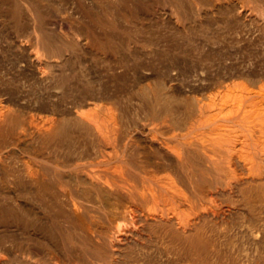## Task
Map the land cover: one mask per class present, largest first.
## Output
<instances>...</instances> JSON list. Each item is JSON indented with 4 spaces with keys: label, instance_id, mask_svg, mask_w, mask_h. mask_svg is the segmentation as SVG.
<instances>
[{
    "label": "rangeland",
    "instance_id": "obj_1",
    "mask_svg": "<svg viewBox=\"0 0 264 264\" xmlns=\"http://www.w3.org/2000/svg\"><path fill=\"white\" fill-rule=\"evenodd\" d=\"M93 111L116 113L110 132L121 127L153 180L130 167L132 182L115 183L124 164L109 159L113 143L90 145ZM263 112L264 0H0V264H154L167 251L208 264L210 242L252 245L264 232Z\"/></svg>",
    "mask_w": 264,
    "mask_h": 264
},
{
    "label": "bare ground",
    "instance_id": "obj_2",
    "mask_svg": "<svg viewBox=\"0 0 264 264\" xmlns=\"http://www.w3.org/2000/svg\"><path fill=\"white\" fill-rule=\"evenodd\" d=\"M122 60V59H121ZM121 62V61H120ZM114 64H116V62L114 63ZM109 65V64H108ZM108 65H107V69L109 68L108 67ZM125 66H126V64H124ZM133 65V64H132ZM128 66V65H127ZM118 67H120V66H118ZM136 68V67H135ZM140 68V67H139ZM87 69V68H86ZM114 70H115V67L113 68ZM123 69V68H122ZM129 69V68H128ZM171 69V68H170ZM110 70H112V67H111V69ZM109 70V71H110ZM117 70V69H116ZM121 70V69H120ZM126 70V69H125ZM173 70V69H172ZM82 71H83V69H82ZM119 71V70H118ZM130 71V70H129ZM108 72V71H107ZM112 72H113V70H112ZM124 72V71H123ZM179 72V71H178ZM83 73V72H82ZM85 73V72H84ZM114 73V72H113ZM112 73V74H113ZM119 73H120V71H119ZM127 72H124V74H126ZM80 74H81V72H80ZM122 74V73H121ZM177 74V73H176ZM84 75H86V74H84ZM117 75V74H116ZM127 75V74H126ZM73 76V75H72ZM77 76V75H76ZM114 76H115V74H114ZM125 76V75H124ZM130 76V75H129ZM87 76H85V78H86ZM106 77H107V74H106ZM92 78V77H91ZM119 78V77H118ZM61 79H63V78H61ZM60 79V80H61ZM66 79V78H65ZM86 79H88V78H86ZM93 79V78H92ZM114 80V79H113ZM103 81V80H102ZM109 81H111L112 82V80H109ZM119 81V80H118ZM78 82V81H77ZM99 82V81H98ZM69 83V82H68ZM74 83H76V81H74ZM81 83V82H80ZM83 83V82H82ZM99 83H101V82H99ZM86 84V83H85ZM104 84V83H103ZM103 84H101V85H103ZM120 84V83H119ZM159 84V83H158ZM75 85V84H74ZM87 85V84H86ZM85 85V86H86ZM92 85H94V84H92ZM91 85V86H92ZM72 86V85H71ZM79 86H81V85H79ZM99 86V85H98ZM105 86V85H104ZM103 86V87H104ZM108 86H110V84L108 85ZM154 86V85H153ZM165 86V85H164ZM64 87V86H63ZM93 87V86H92ZM97 87V86H96ZM163 87V86H162ZM166 87V86H165ZM171 87V86H170ZM65 88V87H64ZM72 88H74L73 86H72ZM82 88V87H81ZM84 88V87H83ZM97 88H99V87H97ZM105 88V87H104ZM161 88V87H160ZM112 89V88H111ZM143 89H144V87H143ZM84 90V89H83ZM83 90H81V91H83ZM97 90V89H96ZM100 90V89H99ZM85 91V90H84ZM94 91V90H93ZM125 91V90H124ZM71 92V91H70ZM80 92V91H79ZM109 92V91H108ZM115 92V91H114ZM173 92V91H172ZM62 93V92H61ZM63 93H64V90H63ZM74 93V92H73ZM147 93H148V91H147ZM146 93V94H147ZM158 93V92H157ZM162 93V92H161ZM160 93V94H161ZM215 93V92H214ZM79 94V93H78ZM86 94V93H85ZM94 94V93H93ZM99 94V93H98ZM105 94V93H104ZM121 94V93H120ZM142 94V93H141ZM166 94V93H165ZM64 95H66V93L64 94ZM70 95V94H69ZM72 95V94H71ZM74 95V94H73ZM73 95L71 96V97H73ZM83 95V94H82ZM81 95V96H82ZM110 95V94H109ZM122 95V94H121ZM152 95H154V94H152ZM158 95V94H157ZM157 95H155V96H157ZM172 95H174V94H172ZM61 96H62V94H61ZM86 97H87V95H85ZM84 96V97H85ZM103 96V95H102ZM128 96V95H127ZM143 96V95H142ZM224 96V95H223ZM60 97V96H59ZM139 97V96H138ZM150 97V96H149ZM164 97V96H163ZM221 97V96H220ZM252 97V96H251ZM62 98V97H61ZM88 98H89V96H88ZM135 98V97H134ZM155 98V97H154ZM161 98H162V96H161ZM166 98V97H165ZM164 98V99H165ZM183 98V97H182ZM217 98V97H216ZM224 98V97H223ZM235 98H236V96H235ZM68 99V98H67ZM67 99H65V100H67ZM128 99V98H127ZM132 99V98H131ZM130 99V100H131ZM146 99V98H145ZM152 98H150V100H151ZM156 100H158L159 98H155ZM214 99V98H213ZM212 99V100H213ZM238 99V98H237ZM61 100V99H60ZM63 100V99H62ZM69 100V99H68ZM77 100V99H76ZM85 100V99H84ZM89 100H91V99H89ZM124 100V99H123ZM129 100V99H128ZM133 100V99H132ZM131 100V101H132ZM154 100V99H153ZM153 100H151L152 102H153ZM156 100H154L155 102H156ZM163 100V98L160 100V101H162ZM241 100V99H240ZM245 100V99H244ZM253 100V99H252ZM69 101H71V100H69ZM68 101V102H69ZM72 101H73V99H72ZM145 101V100H144ZM146 101H148V100H146ZM151 101L149 102V103H151ZM159 101V100H158ZM157 101V102H158ZM174 101V100H173ZM187 101V100H186ZM66 102V101H65ZM79 102V101H78ZM139 102V101H138ZM154 102V103H155ZM172 102V101H171ZM170 102V103H171ZM189 102V101H188ZM195 102V101H194ZM251 102V101H250ZM81 103V102H80ZM145 103V102H144ZM149 103H145V104H149ZM161 103H163V102H161ZM181 102H179V104H180ZM230 103V102H229ZM70 104V103H69ZM151 104H153V103H151ZM166 103H164V105L162 104V105H158L159 107H158V109L156 108L157 107V105L156 106H154V104L152 105V106H154V108H156L157 110H159V108L161 109V112H163L164 111V113L166 112L167 114H170V115H173V113H176L175 111H173V108H172V106H171V104H166ZM218 104V103H217ZM185 105V104H184ZM187 105H189V103L187 104ZM126 106V105H125ZM139 106H141V105H139ZM149 106H151V105H149ZM149 106H147V107H149ZM190 106V105H189ZM189 106H188V108H189ZM193 106H194V104H193ZM215 106V105H214ZM218 106V105H217ZM254 106V105H253ZM120 107V106H119ZM131 107V106H130ZM142 107V106H141ZM140 107V109H142ZM146 107V108H147ZM190 107H192V106H190ZM195 107V106H194ZM216 107V106H215ZM224 107V106H223ZM241 107V106H240ZM239 107V108H240ZM143 108H144V106H143ZM205 108V107H204ZM217 108V107H216ZM238 108V109H239ZM244 108V107H243ZM124 109H125V107H124ZM136 109H138V108H136ZM145 109V108H144ZM143 109V110H144ZM151 109L153 110V107H151ZM191 109V108H190ZM219 108H217V110H218ZM237 109V108H236ZM104 110V109H103ZM128 110V109H127ZM139 110V109H138ZM146 110H148V109H146ZM175 110V109H174ZM188 110V109H187ZM99 111V110H98ZM96 112V111H93V112H89V113H86L85 115V117H86V121H87V123H86V125H87V128H88V132L89 131H92V133L95 131L96 133H93L95 136H97V137H93L94 139H93V142L92 143H90V145L92 144L93 145V147H96L95 149H97V146H99L101 143H107V145L108 144H111V143H113L112 144V146H113V148H114V151L116 152V154H111V156H110V158L109 159H111V157H112V155H113V158L114 157H116L117 159L116 160H120V161H122L123 162V166H122V163H120L121 164V170L123 171H125V174H118V176H116V177H114V180H115V183H117V184H119V181L121 182V181H123V182H129V181H131L129 178H133V177H136V173H135V171L133 170V169H136V170H140V171H144V172H147L148 173V178L150 177V175L152 176L151 177V180H153V173L148 169V166L151 164V163H148V162H146V164L145 163H142V162H140V161H138L134 156H132L131 155V153H128L127 152V146H126V144L124 145L123 144V137H121L119 134H120V131H119V128H121V127H119V126H116V128H112V132H110L111 131V126H110V122H116V113L115 112H110V113H106V115H102V118L100 117V113L99 112ZM130 111V110H129ZM135 111H137V110H135ZM140 111V110H139ZM156 111V110H155ZM154 111V112H155ZM214 111V110H213ZM222 111V110H221ZM102 112V111H101ZM120 112V111H119ZM134 112V111H133ZM144 112V111H143ZM159 112V111H158ZM160 112V113H161ZM181 112V111H180ZM188 112H190V111H188ZM209 112V111H208ZM217 112H219V111H217ZM83 113V112H82ZM131 113H132V111H131ZM203 113H204V111H203ZM238 113V112H237ZM264 113V112H263ZM126 114H127V112H126ZM139 114V113H138ZM147 114H149V112L148 113H146L145 115H147ZM209 114V113H208ZM211 114V113H210ZM251 114V113H250ZM120 115H122V114H120ZM128 115V114H127ZM132 115V114H131ZM142 115H143V113H142ZM154 115V114H153ZM155 115H156V113H155ZM161 115V114H160ZM169 115V116H170ZM175 115V114H174ZM188 115V114H187ZM201 115V114H200ZM258 115V114H257ZM79 116V115H78ZM82 116H84V115H82ZM82 116H81V118H82ZM119 116V115H118ZM144 116V115H143ZM142 116V117H143ZM180 116V115H179ZM189 116V115H188ZM222 116V115H221ZM233 116V115H232ZM250 116V115H249ZM120 117H122V116H120ZM125 117V116H124ZM128 117V116H127ZM145 117V116H144ZM167 117V116H166ZM170 117H172V116H170ZM170 117H169V119H170ZM199 117V116H198ZM197 117V118H198ZM224 117V116H223ZM231 117V116H230ZM237 117V116H236ZM248 117V116H247ZM246 117V118H247ZM256 117V116H255ZM84 118V117H83ZM147 118V117H146ZM153 118V117H152ZM160 118H161V116H160ZM174 118H175V116H174ZM201 118V117H200ZM250 118V117H249ZM260 118V117H259ZM258 118V119H259ZM157 119V118H156ZM163 119H165V118H163ZM168 119V120H169ZM181 119V118H180ZM194 119H196V118H194ZM233 119V118H232ZM242 119V118H241ZM118 120V119H117ZM121 120H123V119H121ZM120 119H119V121H121ZM131 120V119H130ZM171 120H172V118H171ZM184 120V119H183ZM197 120V119H196ZM198 120H199V118H198ZM218 120V119H217ZM253 120V119H252ZM255 120V119H254ZM175 120H173V122H174ZM78 122V121H77ZM81 122V121H80ZM83 122H84V120H83ZM128 122V121H127ZM176 122H177V120H176ZM175 122V123H176ZM194 122V121H193ZM199 122V121H198ZM226 122V121H225ZM253 122V121H252ZM116 123H118V121L116 122ZM120 123V122H119ZM161 122H159V124H160ZM211 123V122H210ZM243 123V122H242ZM259 123V122H258ZM125 124V123H124ZM177 124V123H176ZM175 124V125H176ZM182 124V123H181ZM200 124V123H199ZM213 124V123H212ZM197 125V124H196ZM241 125V124H240ZM83 126V125H82ZM121 126V125H120ZM168 126V125H167ZM194 126V125H193ZM198 126V125H197ZM196 126V127H197ZM200 126V125H199ZM204 126V125H203ZM206 126V125H205ZM209 126V125H208ZM208 126H206V127H208ZM210 126H211V124H210ZM223 126H225V125H223ZM242 126H244V125H242ZM250 126V125H249ZM127 127V126H126ZM152 127V126H151ZM159 127V126H158ZM179 127H180V125H179ZM236 127V126H235ZM246 127V126H245ZM77 128V127H76ZM86 127L85 126H83L81 129H85ZM220 128H221V126H220ZM230 128V127H229ZM251 128V127H250ZM249 128V129H250ZM195 129H197V128H195ZM202 129H203V127H202ZM211 129V128H210ZM232 129H234V127L232 128ZM248 129V128H247ZM122 130V129H121ZM135 130H136V128H135ZM156 130V129H155ZM159 130V129H158ZM251 130V129H250ZM249 130V131H250ZM118 131H119V133H118ZM127 130L125 129V132H126ZM175 131V130H174ZM211 131V130H210ZM215 131V130H214ZM252 131V130H251ZM254 131V130H253ZM219 132V131H218ZM224 132V131H223ZM239 132V131H238ZM90 133V132H89ZM121 133H123V132H121ZM208 133H210V132H208ZM215 133V132H214ZM235 133V132H234ZM63 135V133L62 132H59V136L60 135ZM92 134V135H93ZM187 134V133H186ZM191 134V133H190ZM249 134V133H248ZM253 134V133H252ZM62 135L60 136V138H63L62 137ZM78 135V134H77ZM82 135V134H81ZM85 135H86V132H85ZM90 135V134H89ZM210 135V134H209ZM218 135V134H217ZM227 135V134H226ZM63 136H65V135H63ZM174 136H175V134H174ZM183 136V135H182ZM187 136V135H186ZM74 137V136H73ZM92 137V136H91ZM224 137H225V135H224ZM246 137V136H245ZM253 137V136H252ZM77 138V137H76ZM75 138V139H76ZM96 138L98 139L99 138V140H100V142H98L99 140H97L96 141ZM128 138V137H127ZM204 138V137H203ZM214 138V137H213ZM229 138V137H228ZM249 138H251V137H249ZM259 138V137H258ZM70 139V138H69ZM129 139V138H128ZM177 139V138H176ZM189 139V138H188ZM187 139V140H188ZM247 139V138H246ZM82 140V139H81ZM220 140V139H219ZM225 140H226V138H225ZM230 140V139H229ZM64 141V140H63ZM62 141V142H63ZM70 141V140H69ZM75 141V140H74ZM73 141V142H74ZM89 141V140H88ZM126 141H128L127 139H126ZM159 141V140H158ZM209 141V140H208ZM231 141V140H230ZM229 141V142H230ZM129 142H130V140H129ZM128 142V143H129ZM132 142V141H131ZM164 142V141H163ZM166 142H167V140H166ZM180 142H181V140H180ZM218 142V141H217ZM220 142V141H219ZM219 142H218V144H219ZM250 142V141H249ZM67 143V142H66ZM71 143V142H70ZM189 143V142H188ZM69 144V143H68ZM131 144V143H130ZM129 144V145H130ZM167 144H170L169 143V141H168V143ZM181 145H183L184 143H183V140H182V142L180 143ZM216 144V143H215ZM221 144V143H220ZM224 144V143H223ZM65 145V144H64ZM83 145V144H82ZM174 145H176V144H174ZM184 145H186V144H184ZM207 145H209V144H207ZM252 145V144H251ZM259 145V144H258ZM75 146V145H74ZM131 146V145H130ZM158 146V145H157ZM169 146V149L171 148V150H176V147L177 146H172V144L171 145H168ZM196 146V145H195ZM210 146V145H209ZM225 146V145H224ZM262 146V145H261ZM77 147H80V145L79 146H77ZM181 147V146H180ZM179 147V148H180ZM226 147V146H225ZM230 147V146H229ZM251 147V146H250ZM121 148L123 149V155L121 156L120 154L121 153H119V150H121ZM134 148V147H133ZM205 148V147H204ZM220 148V147H219ZM85 149V148H84ZM94 149V148H93ZM135 149V148H134ZM71 150V149H70ZM86 150V149H85ZM98 150V149H97ZM130 150V152H131V149H129ZM188 150V149H187ZM186 150V151H187ZM203 150V149H202ZM218 150V149H217ZM216 150V151H217ZM227 150V149H226ZM229 150V149H228ZM80 152H81V150H79ZM84 151V150H83ZM82 151V152H83ZM87 151H88V149H87ZM102 151V150H101ZM113 151V150H112ZM155 151H157V150H155ZM185 151V152H186ZM231 151V150H230ZM95 152V151H94ZM97 152V151H96ZM176 152H177V150H176ZM100 153V152H99ZM204 153V152H203ZM215 153V152H214ZM217 153V152H216ZM228 153V152H227ZM263 153V152H262ZM87 154V153H86ZM88 154H89V152H88ZM87 154V155H88ZM97 154V153H96ZM135 154H137V153H135ZM211 154H213V153H211ZM210 154V155H211ZM245 154V153H244ZM243 154V155H244ZM85 155V154H84ZM99 155V154H98ZM210 155H208V156H210ZM222 155V154H221ZM242 155V156H243ZM79 156V155H78ZM91 156H93V155H91ZM97 156V155H96ZM104 156V155H103ZM178 156H179V158H180V162H181V166H182V168L184 169V171L186 172V174L188 173L189 175H192V177H194L193 175L195 174V170H194V168L192 167V163H190V161L187 159L188 157L184 154V151H183V149H182V147H181V151H179L178 152ZM213 156V155H212ZM218 156V155H217ZM232 156H233V154H232ZM94 157V156H93ZM187 157V158H186ZM213 157H215L216 158V156H213ZM224 157V156H223ZM257 157V156H256ZM80 158V157H79ZM82 158V157H81ZM85 158H86V156H85ZM221 158V157H220ZM226 158V157H225ZM243 158V157H242ZM245 158V157H244ZM217 159V158H216ZM239 159V158H238ZM246 159V158H245ZM114 160V159H113ZM113 160H110V161H113ZM85 161V160H84ZM109 161V160H108ZM110 161H109V163H110ZM193 161V160H192ZM213 161V160H212ZM221 161V160H220ZM230 161V160H229ZM101 162V161H100ZM237 162V161H236ZM250 162V161H249ZM83 163H85V162H83ZM87 163V162H86ZM89 163V162H88ZM91 163V162H90ZM103 162H101L100 164H102ZM108 163V162H107ZM106 163V166L109 164H107ZM251 163V162H250ZM255 163V162H254ZM81 164V163H80ZM94 164V163H93ZM92 163L90 164V166L91 165H93ZM97 164V163H96ZM99 163H98V166L100 165ZM103 165V164H102ZM111 165V164H110ZM115 165V164H114ZM190 165V166H189ZM252 165V164H251ZM255 165V164H254ZM260 165V164H259ZM73 166V165H72ZM88 167L86 164L84 165H82V167ZM96 166V165H95ZM78 167V166H77ZM80 167V166H79ZM78 167V168H79ZM81 167V168H82ZM110 167V166H109ZM118 167V166H117ZM133 168V169H131V168ZM215 167V166H214ZM253 167V166H252ZM258 167V166H257ZM106 168H108V166L106 167ZM127 168V169H126ZM177 168V167H176ZM76 169V168H75ZM97 169V168H96ZM103 169V168H102ZM223 169V168H222ZM228 169V168H227ZM249 169V168H248ZM91 170H93V169H91ZM90 170V171H91ZM138 170V171H139ZM226 170V169H225ZM253 170H254V168H253ZM88 171V170H87ZM104 171V170H103ZM123 171V172H124ZM92 173L91 174H93V171H91ZM96 172V171H95ZM101 172V171H100ZM106 172V171H105ZM123 172H121V173H123ZM261 172V171H260ZM140 173H142V172H140ZM152 173V174H151ZM252 173H254V171H252ZM97 174V173H96ZM101 174H102V172H101ZM116 174H117V172H116ZM185 174V175H186ZM219 174V173H218ZM89 175V174H88ZM188 175V176H189ZM89 176H91V175H89ZM100 176V175H99ZM106 176H107V178L109 177L107 174H106ZM196 176V175H195ZM221 176V175H220ZM92 177H96V176H92ZM145 177V176H144ZM191 177V178H192ZM97 178V177H96ZM102 178V177H101ZM100 178V179H101ZM107 178H105L107 181H109V179H107ZM110 178V177H109ZM142 178H143V176H142ZM146 178V177H145ZM188 178V177H187ZM195 178V177H194ZM98 179H99V177H98ZM99 179V180H100ZM150 179V178H149ZM111 180V179H110ZM143 180V179H142ZM103 181V180H102ZM101 181V182H102ZM106 181V182H107ZM150 181V180H149ZM155 181V180H154ZM157 181V180H156ZM192 181V180H191ZM207 181V180H206ZM205 181V182H206ZM105 182V183H106ZM111 182V181H110ZM132 182V181H131ZM144 182V181H143ZM193 182H194V180H193ZM130 183V182H129ZM149 183H151V182H149ZM113 184V183H112ZM112 184H110L111 186H112ZM144 184H145V182H144ZM151 184H153V182L151 183ZM156 184V183H155ZM128 185H130V184H128ZM127 185V186H128ZM160 185V184H159ZM127 186H126V188H127ZM148 186V185H147ZM161 186V185H160ZM131 187V186H130ZM129 187V188H130ZM132 187H133V193H135V195L137 194V195H139L138 193H137V190H138V184L135 182V183H133L132 184ZM155 187V186H154ZM196 187V186H195ZM194 187V188H195ZM128 188V189H129ZM143 188V187H142ZM148 188V187H147ZM146 189V188H145ZM144 190V188L142 189V191ZM157 190V189H156ZM163 190V189H162ZM196 190V189H195ZM129 191V190H128ZM141 192V191H140ZM144 192V191H143ZM142 192V194L144 195V193ZM145 192H147V191H145ZM166 192H168V191H166ZM119 193V192H118ZM121 193V192H120ZM164 193V192H163ZM175 193V192H174ZM129 194H130V192H129ZM128 194V195H129ZM155 194V193H154ZM159 194V193H158ZM168 194V193H167ZM134 195V196H135ZM142 195V196H143ZM148 195V194H147ZM146 195V196H147ZM149 195H150V192H149ZM156 195H157V193H156ZM170 195H172V194H170ZM153 195H151V197H152ZM160 196V195H159ZM156 197V196H155ZM154 197V198H155ZM158 197V196H157ZM165 197V196H164ZM144 198V197H143ZM174 198V197H173ZM158 199V198H157ZM160 199V198H159ZM156 200V199H155ZM161 200V199H160ZM167 200V199H166ZM173 200V199H172ZM169 201V200H168ZM132 202V201H131ZM138 204V202H135V204ZM172 203V202H171ZM133 204V203H132ZM138 205H140V204H138ZM101 208V207H100ZM129 208V207H128ZM136 208H132V218H133V220H136V218H137V214H136V210H135ZM140 209V208H139ZM123 214V213H122ZM131 214V213H130ZM130 214L128 215V216H130ZM126 215V214H125ZM133 222V221H132ZM121 225V224H120ZM125 225V224H124ZM259 228H261V227H259ZM264 228V227H263ZM262 229V228H261ZM263 231V230H262ZM262 235V237L259 239L258 238V235L257 236H254L253 235V238H252V245H249V241H241L240 240V238L239 237H237V238H233V237H231V238H228V239H224V240H222L220 243H214V242H210V248H208V250H209V254H210V257H211V260L209 261V263L208 264H257V258L258 257H261L262 255H264V232L261 234ZM242 238V237H241ZM212 243V244H211ZM167 250V249H166ZM162 251V250H161ZM164 252V251H163ZM164 253H166V255H168V258L164 261V262H162V263H158V262H156V263H154V264H176L177 263V259L176 260H174V261H170V262H168L169 261V254H168V251L167 252H164ZM244 261H246V262H244ZM189 264H192L191 263V261H190V263Z\"/></svg>",
    "mask_w": 264,
    "mask_h": 264
}]
</instances>
